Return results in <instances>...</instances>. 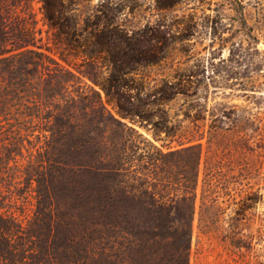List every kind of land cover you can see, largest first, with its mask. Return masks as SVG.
Wrapping results in <instances>:
<instances>
[{"label":"rangeland","instance_id":"obj_1","mask_svg":"<svg viewBox=\"0 0 264 264\" xmlns=\"http://www.w3.org/2000/svg\"><path fill=\"white\" fill-rule=\"evenodd\" d=\"M55 6L64 23L59 28L49 26L44 3L31 0L41 30L38 43L64 66L87 73L95 83L84 80L116 117L98 83L108 86L111 76L118 77L110 91L129 101L121 99L123 105L141 109L142 125L133 127L165 153L163 175L180 170L170 166L169 151L200 145L195 219L189 248L182 252L186 264L264 261V0H57ZM73 19L79 28L86 22L87 29L76 31L72 51L62 32L70 31ZM103 135L97 140L106 139ZM110 137L117 140L115 134ZM41 144L31 135L21 153L0 164V175L8 180L0 190V212L15 215L0 223L9 229L8 236L0 235V250L8 241L0 264H72L70 255L77 251L73 218L65 216L72 213L71 189L57 182L45 203H37L35 191L44 176ZM57 170L53 176L58 178L63 171ZM126 174L128 189L137 188L138 179L131 182V172ZM207 183L211 207L199 226ZM43 205L51 237L37 214ZM55 232L61 236L52 240ZM175 238H166L176 242L174 248L165 247L169 250L156 257L169 259L173 251L177 257Z\"/></svg>","mask_w":264,"mask_h":264},{"label":"trees","instance_id":"obj_2","mask_svg":"<svg viewBox=\"0 0 264 264\" xmlns=\"http://www.w3.org/2000/svg\"><path fill=\"white\" fill-rule=\"evenodd\" d=\"M41 1L49 26L63 25L61 11L55 6L57 0ZM70 24V31L62 34L65 47L73 51V42L78 41L74 40L76 31H85L87 23L79 28L73 19ZM37 33L41 30L37 28L31 0H0V164L21 153L24 140L29 141L31 135L42 142L38 151L43 158L44 176L38 180L36 199L38 204L45 203L57 182L65 190L71 189L72 213L65 216H71L75 224L72 233L77 251L73 257L70 255L72 264H186L182 252L189 248L195 219L200 145L185 144L169 151L170 166L184 170L171 169L169 175H163L165 153L133 127L142 125L141 109L123 105L121 99L129 101L110 91L118 77L111 76L108 86L98 83L116 117L84 78L95 81L46 53L49 49L38 43L41 36L37 37ZM86 62L94 64L90 56ZM103 134L106 139L97 140ZM114 134L117 140L110 137ZM55 169L63 171L61 177L53 176ZM127 172L132 174L131 182L138 179L137 188L128 189ZM6 180L0 175V190L8 184ZM168 184L174 187L172 192ZM207 186L200 198L199 226L206 222L204 211L211 207L206 193H210L209 183ZM129 197L141 201L128 204L125 199ZM168 198L171 200L165 201ZM45 208L43 205L37 214L47 229L46 235L51 237ZM14 216L6 209L0 212V223ZM2 224L0 235L8 236L7 224ZM60 236L55 232L52 240ZM171 236L177 240V257L171 250L169 259L156 257L157 252L169 250L165 247L174 248L175 241L165 242ZM7 243L5 240L2 245L1 257L8 250ZM47 253L44 248L43 261Z\"/></svg>","mask_w":264,"mask_h":264}]
</instances>
